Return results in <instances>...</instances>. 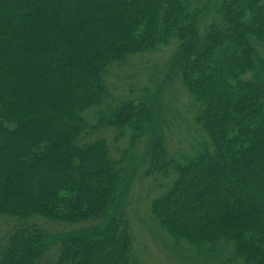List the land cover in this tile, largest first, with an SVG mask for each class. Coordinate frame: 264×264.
<instances>
[{"label": "trees", "instance_id": "obj_1", "mask_svg": "<svg viewBox=\"0 0 264 264\" xmlns=\"http://www.w3.org/2000/svg\"><path fill=\"white\" fill-rule=\"evenodd\" d=\"M220 9L202 35L190 0H0V264H142L128 196L146 137L166 233L264 264V0ZM173 41L170 78L206 136L186 158L157 124L159 90L115 102L108 83Z\"/></svg>", "mask_w": 264, "mask_h": 264}, {"label": "rangeland", "instance_id": "obj_2", "mask_svg": "<svg viewBox=\"0 0 264 264\" xmlns=\"http://www.w3.org/2000/svg\"><path fill=\"white\" fill-rule=\"evenodd\" d=\"M199 9H205L199 29L205 35L212 22L221 20L222 0H190ZM176 41L154 53L131 57L125 64L114 66L108 75L114 100L137 97L141 90L156 93L159 90L157 124L165 133L169 147L177 157L193 156L201 148L206 136L195 121L192 99L177 78H170V60ZM110 139L114 134H107ZM149 137L135 148L132 166L136 171L128 196V213L136 238V253L142 264H222L220 257L199 249L185 241L169 236L151 215L150 181L146 178L149 164ZM7 223L0 219V246L3 244ZM53 256L51 257V259Z\"/></svg>", "mask_w": 264, "mask_h": 264}]
</instances>
